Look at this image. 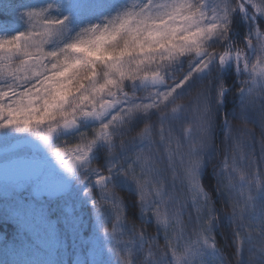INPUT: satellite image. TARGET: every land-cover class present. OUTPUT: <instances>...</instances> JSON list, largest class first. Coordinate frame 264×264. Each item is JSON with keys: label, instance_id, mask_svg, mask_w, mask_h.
<instances>
[{"label": "snow or ice", "instance_id": "1", "mask_svg": "<svg viewBox=\"0 0 264 264\" xmlns=\"http://www.w3.org/2000/svg\"><path fill=\"white\" fill-rule=\"evenodd\" d=\"M0 14L15 20L0 24V216L20 233L0 264H63L27 258L25 238L59 251L53 199L94 215L77 264H264V0H0Z\"/></svg>", "mask_w": 264, "mask_h": 264}, {"label": "trees", "instance_id": "2", "mask_svg": "<svg viewBox=\"0 0 264 264\" xmlns=\"http://www.w3.org/2000/svg\"><path fill=\"white\" fill-rule=\"evenodd\" d=\"M16 2H36V0H16ZM4 23H15L14 17L10 14H0V24ZM226 83L228 86H231L232 80L227 79ZM232 108L233 101L232 98L229 97L226 110L231 111ZM234 123L237 125L239 124L238 121ZM218 136H221L222 138V134L218 133ZM216 143L219 144L220 139H217ZM212 183L213 185L215 184L214 179ZM74 208L80 218L76 227H72L68 222H66L64 218V211L59 209L57 214L54 216V219L57 222L56 225L59 251L57 252L55 248L51 250L43 248V246L40 245V243L34 238L32 240L25 238L28 259H57L62 260L63 264H77V262L80 260H90L92 258L94 251L93 241L98 234V229L95 226L94 215L91 214L90 206L88 208H82L76 202ZM130 220L136 221V217L130 216ZM148 231L154 232V229L149 228ZM0 239H7L10 243L12 241L19 242L20 240V233L18 231L17 225L12 220L5 219L3 216H0ZM217 240L221 245L227 243L223 239V234L218 235ZM160 243L163 244L162 239ZM0 259H3L2 251H0Z\"/></svg>", "mask_w": 264, "mask_h": 264}, {"label": "rangeland", "instance_id": "3", "mask_svg": "<svg viewBox=\"0 0 264 264\" xmlns=\"http://www.w3.org/2000/svg\"><path fill=\"white\" fill-rule=\"evenodd\" d=\"M22 197L26 200H33V194L31 192H23ZM0 206H2V200H0ZM44 248V247H43ZM42 248V249H43ZM46 249V248H45Z\"/></svg>", "mask_w": 264, "mask_h": 264}]
</instances>
